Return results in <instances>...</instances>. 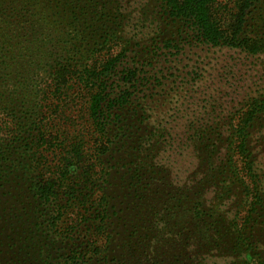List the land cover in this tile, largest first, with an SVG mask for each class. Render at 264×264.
I'll return each mask as SVG.
<instances>
[{"label":"trees","instance_id":"trees-1","mask_svg":"<svg viewBox=\"0 0 264 264\" xmlns=\"http://www.w3.org/2000/svg\"><path fill=\"white\" fill-rule=\"evenodd\" d=\"M0 264H264V0H0Z\"/></svg>","mask_w":264,"mask_h":264},{"label":"rangeland","instance_id":"rangeland-1","mask_svg":"<svg viewBox=\"0 0 264 264\" xmlns=\"http://www.w3.org/2000/svg\"><path fill=\"white\" fill-rule=\"evenodd\" d=\"M219 1L225 2L228 0ZM215 53V51L205 46L189 48V46L186 45L180 52L179 56L172 57L170 60H160V62L157 64V70H162L163 76H165L166 72L171 73L172 76H176L177 83H180L182 77H184L189 72H195V75L198 74L203 76L201 80V78H198V76L192 74L190 77L195 78L196 83L198 85L200 84L199 88H195V91L193 93L190 92L187 95L183 92L179 93L178 95L180 96V98H178V101L189 100V97H192L191 99H195L196 97L200 96L202 90H204L205 87L208 88L206 93H212L211 89L213 88L219 90L220 95H217L216 97L219 98L222 102H226L227 106L229 105L228 102L240 100L241 96H243L242 94L245 90V85L248 84V82L245 84L244 81H242L240 75H242L245 71V73L249 74V77L251 79H253L254 77L252 71L250 70L249 63L247 62L245 66H237V72L235 76L236 80L239 81V83L235 85L237 87V92L231 94L232 99H230L231 96L229 95V97H226L225 92H229L228 86H230V84H233V80L227 75L225 71L219 68L215 70L214 68H211L213 66L212 61L214 60V58L218 59L220 57L219 54ZM157 76L159 77L158 74ZM185 80L186 81L183 83H186L189 80L188 76H186ZM176 86L178 87V85ZM230 88L233 89V87ZM230 93H232V91ZM174 99L176 98H173V100ZM182 110L184 111L185 107Z\"/></svg>","mask_w":264,"mask_h":264}]
</instances>
